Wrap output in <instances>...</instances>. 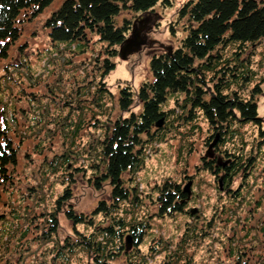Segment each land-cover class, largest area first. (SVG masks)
<instances>
[{"label": "trees", "instance_id": "obj_1", "mask_svg": "<svg viewBox=\"0 0 264 264\" xmlns=\"http://www.w3.org/2000/svg\"><path fill=\"white\" fill-rule=\"evenodd\" d=\"M52 1L0 0V60L8 57L11 45L20 36L21 28L17 25L19 17H24L20 21L26 20ZM158 3L171 5L170 0H63L45 21L49 39L57 44V54L65 63L70 60L67 56L73 58L85 47L90 48L91 35H97V39L103 42L93 58L92 79H83L85 88L82 95L81 91L70 88L68 97L74 105H70L67 115L56 122L54 135H48L44 125L30 134L42 141L41 137L46 133L49 136L48 145L60 137L66 146L62 154H55L49 161L44 156L41 171L47 170L46 177L61 174L63 179L66 178L68 184L57 197L54 211L62 209L74 229L76 224H82L86 230H96L79 237L77 243L95 264H106L107 260L114 259L116 254L124 251V247L127 248L125 233H130L132 244L137 247L144 240L143 233L148 231L147 220H137L136 216L137 209L141 207L138 183L131 184L145 165V143H161L170 131L177 135L181 133V128L191 139L197 130H202L200 123L203 121L207 130L204 139L207 149L213 143V156L203 157L204 169L215 177L220 176L227 185L234 183L238 177L240 184H258L255 171L264 159V125L255 97L263 89L258 82L261 79L255 83V88H249L256 72L251 68L252 56L246 52L252 47L250 53L254 54L253 49L264 45V0L184 2L177 11L185 31L180 44L172 48L171 53L164 49L151 52L152 80L141 83L136 90L127 84L121 87L117 98L121 114L115 119L109 117L104 125L100 124V117L110 114L106 104L112 100L104 77L115 67L113 60L119 58V46L130 34L133 23L132 19L127 18L118 23L116 18L124 11L143 16L152 14ZM96 71L101 77L98 82L94 76ZM136 103L139 106L137 112L133 111ZM170 103H173L172 107ZM247 124L256 126L259 132V137L249 146L242 139L244 135L241 132ZM21 129L17 145L7 129L0 126V200H5L11 210L19 208L14 213L17 231L6 233L8 240L14 238L18 242L22 240H18L15 234L22 228L21 216L26 211V206H23L26 197H17L18 204H14L15 190L10 187L14 185L13 171L20 158L21 141L29 137L27 126L23 124ZM85 131L93 135L92 149L91 142L86 145L82 141ZM237 139H241L240 146L234 143ZM228 144H232V147L237 145V149H228ZM42 147H37L39 152ZM77 158L88 161L87 164H80V172L91 170L89 182L96 191L104 184L109 186V201H98L90 215L76 212L70 204L73 193L69 183L75 180L74 171L79 169L74 166ZM125 174L130 177L124 178ZM244 192L243 201L236 208L250 206L253 200L254 204L250 206L252 212L247 217L242 214L243 219L237 216L238 221L234 223L237 230L233 231L236 237H232L231 243L234 245L229 250L231 253L234 251L232 256H238L241 244L251 246L261 259L260 263H263L264 195L256 198L253 193L249 194V190ZM45 197V194L43 197L36 195L37 210ZM192 197L191 190L186 192L179 184L166 180L158 187V211L161 216L183 214L184 207ZM3 204L0 202L1 206ZM124 205L130 208L123 211ZM54 211L49 214L48 220L52 230L56 223ZM96 214H101L103 221L95 223ZM45 236L43 233L42 237ZM137 264L144 262L137 261Z\"/></svg>", "mask_w": 264, "mask_h": 264}, {"label": "rangeland", "instance_id": "obj_2", "mask_svg": "<svg viewBox=\"0 0 264 264\" xmlns=\"http://www.w3.org/2000/svg\"><path fill=\"white\" fill-rule=\"evenodd\" d=\"M62 1L53 0L42 11L30 15L26 20L20 21L24 18L20 16L17 22L21 28L20 36L11 45L8 57L0 60V126L7 129L17 145L20 142L23 124L27 126L29 135L21 141L20 158L13 171L14 185L10 187L15 190V200H12L14 204H18L17 197H26L23 204L26 206V211L21 216L22 228L15 234L18 240L22 241L18 242L14 238L8 240L6 234L18 229L14 218V213L19 209L18 205L17 209L11 210V206H7L5 200H0L4 203L0 205V264L6 262L10 264H90L92 262L91 257L84 253L77 243L79 237L94 233L96 230H86L82 224H76L74 229L72 222L65 217L62 209L54 211L55 201L68 182L66 178L61 177V174L57 177L51 175L46 177L47 170L41 171L44 156L49 161L55 154H62L66 149L60 137L55 138L52 145H48V135H54L56 122L60 117L67 115L70 105H74L68 97L70 88L81 91L82 95L85 88L83 79H92L93 76L90 74L93 75V58L98 54L103 43L97 39V35H91L89 49L85 47L84 51L73 58L67 56L70 59L67 63L62 60V57L57 54V44L50 41L48 29L45 27L46 19L60 7ZM186 1L170 0L171 5L158 3L154 6L152 14H147L152 17L150 23L152 28L147 34L148 38L155 40L156 43L152 47H143L138 53L130 55L127 60H121L118 57L113 60L115 67L104 77V82L112 93V100L106 104L110 114L101 116L100 124L104 125L109 117L115 119L121 114L117 106L118 92L121 87L127 84L132 90H136L141 83L152 80L151 52L165 50L166 46L176 48L180 44L185 31L183 20L179 18L177 11ZM138 16L143 15L124 11L116 20L120 23L123 18H127L134 22ZM253 50L254 54L250 53L252 47L246 52L252 56L251 68L256 72L249 88L251 90L255 88V83L261 79L258 82L263 92L256 95L255 100L264 125V45ZM93 51H95L94 55H92ZM57 59H61L59 64ZM71 59L74 61L72 62ZM99 71L94 73L96 82L101 78ZM73 99H76V94ZM172 106L173 103H170V107ZM133 111H139L137 103ZM55 118L56 121H53ZM40 125H44L48 133V135L44 133L41 137L42 141L30 135L37 131ZM200 126L202 130H197L191 139L186 137L185 129L181 128V133L177 135L174 131H170L165 141L161 143H145L147 155L145 165L135 175V181L131 184L138 183L137 190L141 197V207L136 212L137 220H147L146 224L149 228L146 234L143 233L145 237L139 246L127 252H119L114 259L108 261L109 264H134L137 261L144 264H184V262L185 264H264V262L260 263L261 259L251 246L246 247L241 244L238 247V256H232L234 251L231 253L232 251L229 250L232 248L231 245H234L231 241L236 237L237 227L235 230L234 223L238 221L237 216L243 219L242 214L247 217V214L252 212L250 206L254 204L253 200L250 206L236 208L237 204L243 201L244 190H249V194L253 193L256 198L264 195L262 190L264 159L255 171L258 184L248 186L240 184L238 177L229 185L221 180L223 188L219 189L220 176L215 177L204 169L203 157L207 151L204 139L207 130L205 122L201 121ZM187 131L190 132L189 129ZM241 132L244 135L242 139L248 146L259 137L258 128L250 124L245 125ZM89 134V131H85L82 141L86 145L91 142L92 149L93 135ZM234 143L240 146L242 142L241 139H237ZM39 145L43 146L40 152L37 149ZM235 146L228 144L226 147L236 150ZM255 146L252 148L254 149ZM262 151H264V141H262ZM87 162L85 158L84 160L77 158L74 166L79 169L74 171L75 180L69 183L73 193L70 204L76 212H83L84 215H90L98 201H109V186L104 184L99 191H96L89 182L91 170L80 172L82 167L80 164H87ZM127 177L130 176L125 174L124 178L127 179ZM166 180L175 182L183 188L188 185V181H191L190 190L193 197L184 207L183 214L175 213L173 217L160 215L156 197L158 187ZM44 194L46 197L40 202V209L37 210L36 195L43 197ZM129 208V205L122 207L123 211ZM53 211L56 213V223L52 230L48 220L49 214ZM31 221L36 223L33 224ZM101 221H103L101 214H96L94 222ZM43 233L46 234L45 237H42ZM129 234L124 235L127 237ZM230 237L233 238L229 240Z\"/></svg>", "mask_w": 264, "mask_h": 264}, {"label": "water", "instance_id": "obj_3", "mask_svg": "<svg viewBox=\"0 0 264 264\" xmlns=\"http://www.w3.org/2000/svg\"><path fill=\"white\" fill-rule=\"evenodd\" d=\"M151 19L152 17L150 15H146L142 18L136 19L132 23L130 34L124 39L118 49V55L121 60H127L130 55L138 53L143 47H152L156 43L155 40L148 38L147 34L148 31L152 28V25H150ZM165 50L168 53H171L172 48L166 46ZM212 147L213 143L210 144L205 155L209 157L213 156L211 151ZM221 180V178L218 179L220 185L222 182ZM190 183L191 181H188V185H186V187L184 188L186 192H189L190 190ZM220 188H222V185L220 186ZM126 246L127 248L132 246V239L130 236L126 237Z\"/></svg>", "mask_w": 264, "mask_h": 264}, {"label": "flooded vegetation", "instance_id": "obj_4", "mask_svg": "<svg viewBox=\"0 0 264 264\" xmlns=\"http://www.w3.org/2000/svg\"><path fill=\"white\" fill-rule=\"evenodd\" d=\"M221 185H222V184H221ZM221 189H222V188H221ZM134 247H135V246L128 247V248L124 247V251H122V252L130 251V250H132ZM91 261H92V262H91L90 264H95V262H94V260L92 259V257H91ZM108 261H111V260H107L106 264H109ZM134 264H137V262H135ZM184 264H185V262H184Z\"/></svg>", "mask_w": 264, "mask_h": 264}]
</instances>
